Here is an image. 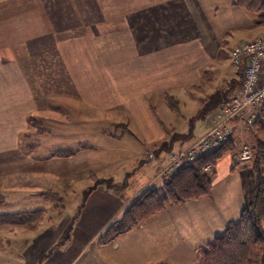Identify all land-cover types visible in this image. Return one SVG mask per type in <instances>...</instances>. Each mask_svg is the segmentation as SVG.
I'll use <instances>...</instances> for the list:
<instances>
[{
    "label": "rangeland",
    "instance_id": "374dc122",
    "mask_svg": "<svg viewBox=\"0 0 264 264\" xmlns=\"http://www.w3.org/2000/svg\"><path fill=\"white\" fill-rule=\"evenodd\" d=\"M234 29L225 0H0V219L38 214L0 223V264L101 263L100 237L176 137L163 121L240 86ZM98 188L125 208L69 241Z\"/></svg>",
    "mask_w": 264,
    "mask_h": 264
},
{
    "label": "crops",
    "instance_id": "0c3cea01",
    "mask_svg": "<svg viewBox=\"0 0 264 264\" xmlns=\"http://www.w3.org/2000/svg\"><path fill=\"white\" fill-rule=\"evenodd\" d=\"M235 5V0H225V24L236 23L237 29L232 32L238 34L231 36L232 39L233 37L240 39L233 47L264 35V20H259L257 14L245 7ZM247 21L251 27H247L248 34H244ZM3 64H7L6 59H0V78ZM232 74L238 77L237 80H240L241 84L243 79L241 72L235 69ZM228 77L232 78L231 75ZM238 88L228 94L227 84L225 95L219 101L221 105L213 113L205 116L204 113L193 111L187 112L186 115L181 113L179 115L181 117L174 115L178 118L176 120L182 122L179 124L171 118L163 121L168 133L176 137L168 140L167 135L165 136L166 151L162 153L163 158L155 162V167L153 161L148 163L147 170L150 167H153V170L141 183L143 186L140 192L161 186L162 181L151 183V179L155 176L154 173L165 165L167 151L177 152L186 149L204 136L213 127L219 108ZM209 98L213 99L210 95L206 99ZM0 101H3V98ZM231 126L235 148L232 152L225 153L212 167L213 170L208 175L211 181L209 195L176 205H166L161 212L140 222L124 236L99 247L96 254L99 259L95 261L100 260V264H196V249L212 243L216 237L224 233L229 223L237 222L242 209L249 204L252 196L253 173L248 164L238 160L237 152L245 142L253 144L257 139L264 141L260 138L264 131L252 128L246 132L239 121L233 122ZM96 191L93 199L88 201L85 210L87 216L85 215V218L83 216L79 231L69 241L76 239L75 243L85 244L83 241L90 236V228L100 229L111 217L114 216L116 219L117 213L119 211L122 213L125 208L124 197H116L100 188Z\"/></svg>",
    "mask_w": 264,
    "mask_h": 264
},
{
    "label": "trees",
    "instance_id": "16d2710c",
    "mask_svg": "<svg viewBox=\"0 0 264 264\" xmlns=\"http://www.w3.org/2000/svg\"><path fill=\"white\" fill-rule=\"evenodd\" d=\"M264 20V0H235ZM264 131V104L258 120L253 126ZM252 130V129H251ZM253 157L248 167L253 173V192L249 204L242 209L239 220L228 224L223 234L212 243L197 248L196 264H264V141L256 140L252 145ZM232 140L214 153L187 164L167 183L142 193L123 212L120 219L111 225L100 237L99 242L107 245L119 239L140 222L161 212L166 205H176L188 200L207 196L211 192V181L203 168L215 166L225 153L232 152ZM38 214H21L1 218L0 223L15 225L29 224Z\"/></svg>",
    "mask_w": 264,
    "mask_h": 264
},
{
    "label": "built area",
    "instance_id": "2783aa9c",
    "mask_svg": "<svg viewBox=\"0 0 264 264\" xmlns=\"http://www.w3.org/2000/svg\"><path fill=\"white\" fill-rule=\"evenodd\" d=\"M229 60L241 72L242 82L238 90L219 108L213 127L186 149L174 152L161 174L167 183L187 164L210 155L232 138V123H242L244 131H250L261 113L264 104V35L234 46ZM253 157V149L243 144L238 151V160L245 164ZM210 164L204 173L212 171Z\"/></svg>",
    "mask_w": 264,
    "mask_h": 264
}]
</instances>
